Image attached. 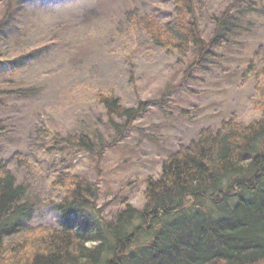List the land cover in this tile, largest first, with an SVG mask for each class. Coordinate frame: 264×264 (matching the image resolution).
<instances>
[{"label":"rangeland","instance_id":"obj_1","mask_svg":"<svg viewBox=\"0 0 264 264\" xmlns=\"http://www.w3.org/2000/svg\"><path fill=\"white\" fill-rule=\"evenodd\" d=\"M20 1L0 0V22L14 3L1 60L44 49L18 73L0 72V81L8 82L0 91L28 89L20 98L0 96V161L9 162L16 186L25 188L23 203L32 207L26 227L59 228L54 204L62 194L53 182L60 173L95 183L97 207L111 220L124 204L141 209L146 179L157 178L162 162L202 129L260 116L258 80L242 84L241 76L256 50H264V0H195L205 41L214 35L212 17L230 11L237 28L205 69L190 71L194 53L180 61L154 47L128 17L137 10L169 18L172 0ZM109 92L125 108L147 103L145 113L126 128L97 104L96 96ZM77 134L90 137L91 153L51 141Z\"/></svg>","mask_w":264,"mask_h":264},{"label":"trees","instance_id":"obj_2","mask_svg":"<svg viewBox=\"0 0 264 264\" xmlns=\"http://www.w3.org/2000/svg\"><path fill=\"white\" fill-rule=\"evenodd\" d=\"M75 1L20 2L34 6ZM172 4L169 18L137 10L128 17L154 47L175 53L180 61L194 53L189 71L203 70L214 50L221 49L224 38L237 28L235 20L230 11L212 17L214 35L205 41L197 20L200 5L195 0H172ZM13 6L8 5L0 22V40H8ZM43 49L12 60L0 57V72L18 73ZM253 57L241 82L258 80L259 118L245 124L231 117L216 130L202 129L196 140L162 162L157 178L146 179L139 210L124 204L106 220L97 207V185L60 173L53 182L62 194L54 204L60 231L26 227L32 207L23 203L25 188L16 186L9 162L0 161V264H264V50L258 48ZM27 93L28 89H11L0 91V96L20 98ZM96 100L109 118L125 120L126 128L147 107L138 102L136 108H125L110 92L98 94ZM3 124L0 121V138L5 135ZM51 141L85 153L94 147L85 134Z\"/></svg>","mask_w":264,"mask_h":264},{"label":"bare ground","instance_id":"obj_3","mask_svg":"<svg viewBox=\"0 0 264 264\" xmlns=\"http://www.w3.org/2000/svg\"><path fill=\"white\" fill-rule=\"evenodd\" d=\"M145 200V199H144ZM130 205V204H129ZM123 210V209H122ZM56 230H58V231H60V227L58 228V229H56ZM92 244H89V246H91Z\"/></svg>","mask_w":264,"mask_h":264}]
</instances>
